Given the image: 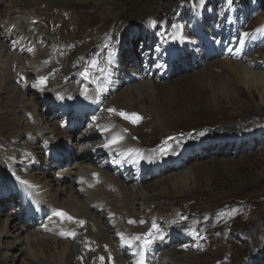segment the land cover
Here are the masks:
<instances>
[{"label": "rangeland", "instance_id": "374dc122", "mask_svg": "<svg viewBox=\"0 0 264 264\" xmlns=\"http://www.w3.org/2000/svg\"><path fill=\"white\" fill-rule=\"evenodd\" d=\"M15 1L18 0H0V10L5 11V9L8 7L10 11H15L16 9ZM233 1L235 2L236 8L235 6H231V9L229 8L230 0H115V3L119 4V6L123 8L122 12L125 15V17L134 16L135 15L133 13L134 10L138 6H142V5L145 6V8L142 11H146V12L153 10H154L153 12L157 11V13L155 14V19L153 20L155 21V23H158L157 33L159 34L157 35V37L159 36L161 37V35H163L164 37V35L165 36L169 35L172 32H175L176 34L180 35V33L178 32L179 30L178 28L180 27L179 24H183V18H186L185 19L186 21L187 19L188 21H190V24L188 25L189 28H195V27L196 29L200 28L201 31H199V36L201 37H203L205 33H208L205 36L206 37L210 36L212 39H214V36L212 35L216 30L225 29V31L230 32V34L237 39L236 47L226 43V45L232 48V52L234 50V53L236 55H240L244 53L245 54L247 53L248 55H252L258 53L262 55V62H263L264 55L262 53V50L264 49L263 47L264 21H260V18L264 17V0H233ZM176 6L177 8H175ZM39 8H41V10H44V12L49 14V18H47V21H45L44 18H39L35 20L31 19V17H33V14H36V8L33 9L28 8L22 10L19 9L20 17H23L26 20L27 24L24 29L17 30L18 38L23 40L26 35L31 33L33 30H34L33 31L34 34L35 29L39 28L38 30L42 29L43 33L41 34L43 35V38L44 36L45 38H48V36L50 37L48 38L51 41L50 48L53 49H55L56 47L59 48L61 47L58 44L53 43V40L55 41H58L59 39L62 40L61 36H63L67 42H70V40L72 39L74 41L76 40L74 44L77 43L78 39H81L83 41L82 43L83 46L78 48L79 49L84 48V50H79L73 45L72 47H69L68 51H63L58 54H54V52H49L48 54L50 55V57L52 55H55L54 57L57 56L59 57L55 59V62H58L60 59L64 60L66 58H69L70 60L69 62L66 63V65L72 69L75 68L77 58H79V56L82 57V61H79L81 65L80 67L82 69L86 68V66L87 68H89V66L95 68L96 71L95 74H97L98 76L100 75L97 85L103 86L102 77H104V75L106 74V66L104 64V61L106 59L105 53L109 50L108 51V55H109L111 51L109 48L110 47L109 43H107L106 46H103L102 49L101 46L102 43L104 42L103 41L104 38L106 40L105 42H107L110 33L111 32L114 33V31L110 29V27L113 26V23L107 22L105 19L107 17L106 15L107 12L104 9L101 10V8L95 5L91 6L90 8L88 7V15H85L82 12L80 14L74 15L72 12H70L71 15L69 17L70 18L73 17V22L67 23L66 30H62L61 32L59 30L58 33H60V35L57 33L58 35H55L53 39L51 32L53 33L54 28L56 27L59 28V25H61V22H59L58 20L56 24L53 23L54 21H56L54 18L57 17V14L60 10L47 7L46 5H41ZM173 9H176L177 12H174ZM50 18L54 20L49 21ZM63 20L67 22L68 17L64 15ZM12 22L13 20H9V19H2L0 21V23H3L4 26H8V27L12 25ZM133 24H137V23H133ZM135 33L137 34L136 35H134V33L131 34L134 35L133 36L134 45H132L131 48L127 47V51H128L127 53H129V51L131 50L132 51L135 50L136 52L142 49L143 55L150 58L151 53H149L148 48L152 46L155 49L154 43L153 42H152L153 44L151 43L152 40L150 39L149 35L145 36L146 33H144L143 35L140 33V31H135ZM21 34L22 35L24 34L25 36L19 37L21 36ZM136 37L138 38V40ZM193 38L194 40H197L195 33L193 34ZM112 39L115 40L114 38ZM73 40L70 43H72ZM184 41L186 43L189 42V40L187 39H184ZM7 42L8 40L6 39L3 40L4 46L0 48V67L3 66V64H5L6 67H9L11 61H14L16 59V57L13 55L15 54V52L14 51L10 52L9 50L10 48L9 45H7ZM58 42L60 43V45L65 44L64 41H62L63 43L60 41ZM40 47L41 46L36 47L37 53H39ZM73 47H75V49ZM61 49L64 50L65 46L61 47ZM45 50L48 49L46 48ZM6 53H8V57L4 58ZM92 53H95L93 57L98 58L96 59L98 64L96 63L94 66L91 63L90 65H88V59L90 58ZM39 55L42 56L43 53ZM166 57H167L166 59H168L169 54H167ZM178 58H180V56H178L176 59ZM195 58H197L198 60L200 59V57L199 58L195 57ZM40 61H43V59H40L39 61L38 60L31 61V59H29L26 60V63L21 61L22 62L21 64H23L24 66L22 67L19 66L20 70L17 73H15L14 76L11 77L10 81H8L9 84L12 85L14 89L9 91V94L7 95L9 99L7 102H10V106L13 107L11 112L16 113L14 117H16L18 121L23 116V114L27 112V110L30 108V103H33L38 108V112L42 114V116L43 115L45 116V120H48L49 117H52V111H51L52 109L48 106V104L50 103V101H48L49 99L48 94H50V92L45 93L47 96L44 97V99H42V94H39L37 96H32L33 94H25V96H23V93L21 91L23 88L20 86L21 80L20 81L18 80L19 77H23L25 75L26 72L25 70L29 72L30 70L35 68V66L40 68L41 67V65H39ZM83 61L85 64L83 63ZM234 62H238L243 66L250 68L245 63V60L242 62L239 59L238 61L234 60ZM180 63L193 64L194 61L192 59L191 54ZM41 64L43 63L41 62ZM13 66L10 68L12 69V72L15 71V67ZM91 70L93 71V69ZM258 72L264 73V68H261ZM215 73L222 76L224 79L227 80L230 79V73H228L226 69L221 68L215 70ZM65 74H67V72H64V76ZM188 74L185 73L178 74L176 77H173L171 80ZM77 76L80 75L78 74ZM2 79H4V77ZM40 81L41 78L34 80L35 85L37 86ZM51 81L53 86H55L53 90H55L57 86L58 87L60 86V83L57 81V79L53 78ZM8 82L4 80L5 84H7ZM166 83L168 82L162 80V82L159 84L164 85ZM42 86L43 84H39V86L37 87L41 88ZM137 86H139V84ZM237 87L239 89L237 88L236 100L233 101H228V100L225 101L224 98L222 97L223 93L218 94V96L216 97V101H213L214 99L212 98V96L211 98L210 96H207L203 98V100L198 99L199 97L197 96V92H201L202 90L201 88H198L194 91L183 90L184 92L182 91L177 95L166 93L165 95L166 106L170 107L174 112L183 113L184 111H186L189 112L190 115L186 117H183L182 115L176 117L175 125L169 127L164 126L163 122H159V121H158L159 123H157V121L155 122L152 117L143 116L144 121H140L142 122V124L138 125L135 128V130H133L134 135L137 136L139 140L142 141V144L146 147L154 146L155 144H157L158 141H160V139L167 138V135L169 133L180 134L186 132L188 134L190 131H194L198 129H200L198 132L203 133V135H200L199 133L198 140L199 141L201 140L204 143L206 141H210L227 134H232L231 135L232 137H239L242 136L244 133H250V132L261 133L263 138L261 141H255L254 143H245L240 147H231V148L228 147V144H224V146L221 147L217 141H211L209 143V148L206 151L209 154H206L205 157L207 159L211 158V161H215L218 164L222 163V165L221 167H218L216 171L214 170L210 175L202 174L199 175L196 180L195 178L193 179V177H191L190 174V171H192V165L197 164L198 161L199 162H202L204 160L207 161L206 158L202 160L193 159L192 161H190V163H186L184 166L178 168L177 171H171L166 173L162 178H156V179L153 178L149 180L147 183L142 185L132 186L131 184H129V188H131V195L133 196L132 199L128 193L125 194V198L123 197L122 194L119 193L112 195V197L115 199H113L110 196L109 198L110 202H108L110 204L108 206L103 205V207L106 206L107 209L110 210L113 209V211L117 212V214L128 213L132 216H136L138 214L144 215L145 212H148V210L150 211L153 210L156 213V215L165 218V216L170 213L173 215H176V213L178 214L183 213V215L185 214L188 215V213H193V215L195 216L192 218V220L195 223H197L199 222V218L200 217L202 218L203 212L213 213V216H211V214H206V216H208L206 217V223L209 225L208 227L205 226L204 222H199L200 223L199 235H200V240H202L203 250L197 251L198 254L191 253L189 251L191 248L189 247L190 246L189 241H178V242L176 241L175 243H177V245L171 246L173 248L170 249L167 246L168 250H166L164 254H157L156 257L149 262V264H164V263L170 264V263H175V261H180V264H188V262L184 261V257L182 256L184 254H192L197 258L201 257V264L202 263L203 264H213V263L214 264H247L246 262H248V264H251L250 258L254 247L251 238L250 237L248 238L249 235L248 231H251L252 228L257 224L263 225L262 229L264 230V209H263L264 208V89L261 86L257 87V85H253V84L245 85L243 82H241V84H239ZM123 89H126V87H124ZM1 94L2 93H0V95ZM237 95L240 96L238 97ZM94 97L98 102L106 104L105 103V101H107L106 97L104 98L101 91H96L94 93ZM115 97L116 96H113L112 99L111 98L108 99L107 107H112V105L113 107L107 109L106 112H108L109 116H111L113 119H122L123 117L117 114L118 112H122V110H120L114 105L116 103V101L114 100ZM181 107L184 109V111ZM257 107H259L260 110H257ZM0 108H2V110H0V118H1L3 114L5 116L7 110L5 109V106ZM110 109H115L116 111L115 112L109 111ZM238 110L240 111V113ZM30 115L34 116V119L37 118L36 116L37 114L27 113L26 118L29 120V122H30V118H29ZM103 117L104 120L108 119L105 116ZM113 119H111V121L116 122ZM29 125H38V122H35V124L30 123ZM19 127L20 128L18 130L11 131L10 136L12 137L13 135H15V138L16 137L19 138L20 136H22V139L18 143L17 147L20 146L22 147V149L24 147H31L33 149L32 153H34L35 151L34 147H32L30 140H28V137H30V133L32 132V130H29L28 127L24 126V124L20 121H19ZM52 127L53 128L56 127V121L53 122ZM4 128H2V122H0V140L4 139L2 137L9 136L7 134L8 133L7 130H4ZM50 128H51L50 126L46 127V129H50ZM165 129H170V130L165 131ZM170 136H174V135H170ZM204 137H205L204 139L205 141H203ZM174 139L175 141L180 142L178 137H174ZM186 139L187 137L183 136L181 141L184 140L186 141ZM11 141L14 144V141L13 140ZM1 149H3L2 146ZM14 150L9 149L8 151L13 152ZM211 152H213V154ZM22 162H24V160ZM226 165L228 166L229 169L227 168ZM46 174H48L47 177L50 181L51 179H54L51 174L49 173ZM175 175L179 177H184V175L187 176L188 181H187V185L185 186L187 188V189L185 188L186 189L185 193L190 192V194H192L191 196L183 197L184 194H178V196H176L177 199L171 200L169 198H166L165 196L160 195L161 190H159V186L157 185L167 178L173 179ZM121 183L122 182L117 183L118 186L120 188L126 189L127 185ZM67 186H69V184H67ZM226 192L228 194H226ZM261 197L263 198L260 199ZM115 200L117 202L118 201L120 202L116 203ZM146 201L149 202L152 201V203L153 202L155 203L151 204L150 206L147 205L148 208H146V205H144V202ZM89 203L90 202H87L85 204L83 203L84 206L81 205L82 206L81 209L84 210V208L88 206ZM1 208L2 210L6 209V207L4 206ZM176 209H179V211H177ZM10 212L5 211L2 213L10 214ZM179 218L180 217H178V219ZM3 219L5 218L0 217V220H2L0 221V226L2 225ZM17 220L19 221L18 218ZM147 221L151 223L149 219H147ZM13 222H17V221L13 220ZM127 222L129 221L127 220L123 221V223L130 230L131 225L126 224ZM177 223L178 224L174 223L177 227L191 226L188 219L184 221H178ZM153 224L159 225L156 223V221ZM161 226L163 227L162 230L165 231L166 233H168L169 230L172 231L171 228H168L165 225H161ZM129 230H127L126 234H128ZM238 233L240 234L242 233V234L240 235ZM24 235H26V233H24ZM23 236H20V238L16 240H14L13 238H8L4 240V242L0 243V262L2 259H4L2 258L3 253H6L5 257H9L11 259L12 257H17L16 259H18L15 260L14 263L10 262L8 264H45V263L47 264L48 258L45 260V258L42 256L39 255L37 256L36 254L35 257L34 255H30L28 253V250L26 249L25 246L26 243H24ZM208 236H209V240H208ZM153 238H154V231H153ZM117 241L119 240L117 239ZM158 241L159 243L156 246H159L161 244L160 242L165 243L164 238L163 240L160 241V237H159ZM8 242L11 243V245L12 243H15V245L18 246V247L16 246L18 249L16 250L15 247H12L11 250L5 252L6 243ZM207 242H210L209 245H207ZM36 243H38V241H36ZM80 244L81 242H79V247H81ZM22 248L23 251H20V249ZM138 250L139 249H137L136 251L138 252ZM258 250L259 249H255L254 252H258ZM134 253L136 254L135 251H132V248H130V250L129 249L126 250L124 248V254H134ZM173 254L175 255L177 254V255L174 256ZM72 261L74 262L73 257L70 259V262L68 261L67 264H72ZM263 262L264 260L261 261V264H264Z\"/></svg>", "mask_w": 264, "mask_h": 264}, {"label": "bare ground", "instance_id": "6f19581e", "mask_svg": "<svg viewBox=\"0 0 264 264\" xmlns=\"http://www.w3.org/2000/svg\"><path fill=\"white\" fill-rule=\"evenodd\" d=\"M41 5H46L47 7L55 8L56 10L57 9L60 10L57 14V17L54 18L56 21H54L53 23L56 24V22L58 20L59 22H61V25H59V28L58 27L54 28L53 33L51 32L53 39H54L55 35H58V34L60 35V33H58L59 30H60V32L62 30H66L67 23L73 22V17L72 18L69 17L71 15L70 12H72L74 15L80 14L81 12L85 15H88V7L90 8L91 6H94V5L101 8V10L104 9L107 12V14L105 13L107 15V17L105 16L106 17L105 19L107 22L113 23V26H111L110 29L114 31V33L113 32L110 33V36L108 35L109 37H108L107 42H110V47L116 48L119 50H123L124 48H126V46L134 45L133 44L134 43V37H132L133 39H131L130 35L135 33V31H140V33L142 35L144 33H146V34L152 33V35L157 34L158 23H155L154 25L152 23H150V21H153L155 19V14L157 13V11L156 12H153L154 10L149 11V12L142 11L145 8V6L142 5V6H138L134 10V12H133L135 14L134 16L125 17V15L122 12L123 8L120 7L119 4L115 3V0H18V1H15V8H16L15 11H10V9L8 7L5 9V11L0 10V21L2 19L13 20L12 25L9 27L4 26L3 23H0V48H2V46H4L3 40H5V39L8 40L7 45H9V48H10L9 50H10V52L14 51L15 54H13V55L16 57V59L14 61H11V63L9 64V67H6L5 64H3V66L0 67V93H2L0 95V107L5 106V109L7 110L5 113V116L2 112L3 116H1L0 122H2V128L6 127V128H4V130H7V132H8L7 134L9 135V136L2 137L4 139L0 140V145L1 146L4 145V147H2V148L6 149V150L7 149L11 150L12 148H10V147L14 148V147L18 146V143L21 141L22 136H20L19 138H17V137L15 138V135H13L11 137L10 132L18 130L20 128L19 127V121H20L24 124V126L28 127L29 130H32V132L30 133V137L33 138L34 141L31 139H29V140H30V142L32 141L31 144L35 150L34 153H32L33 149L31 147H24L23 149H20V148L15 149L13 152H10L11 153L10 154V153L6 152L5 150H2L1 146H0V151H1L0 152V185H2V183L5 182L6 180L9 183H14L13 179L17 178V177H19L18 182L30 180L31 181L29 183L30 186L36 185L38 183L39 186L42 188V190H39V192H42L43 195H45L47 197L48 201H50V203L53 205L52 207L62 209L65 212L62 210H60V211H62L64 213H69V216L73 217L72 221H69V220L65 221L66 219L57 215V217L55 219H51L53 222H56V223H52L53 227H50L49 226L50 223L48 222V224H46L42 228V230H38V232H36L32 229L26 228L23 225V223L20 222V220L18 221L17 217H14V215H13L14 211L10 210L11 211L10 214H8V213L3 214L2 212H0V217L5 218V219H3L2 225L0 226V243L4 242V240H6L8 238H13L14 240H16V239L20 238V236H23L24 233H26V235H24L23 238H24V243H26L25 246H26V249L28 250V253L30 255H34V256L36 254H37V256L38 255L42 256L45 258V260L48 258L47 264H67L68 261L70 262V259L72 257L74 259V262L72 261V264L73 263L78 264L79 262H81L83 260V258L81 256H79L78 254H76L77 253L76 249H81V251L85 255V258H87V263L85 260V264H91L93 262V258L90 256V254H87V253L89 252V250H92L93 253H97L98 250L101 249L100 247H98L97 241L103 240L104 243H107L108 245H111L113 247H114V245L117 244V239L119 240L118 243H120V245H122L121 243L125 244V242L128 240V238L125 237V234H126L127 230H129V228L125 224L119 226V223L121 220H122V222L125 220L131 221L130 217H134L128 213H126L124 215H123V213L117 214V212H114L113 209L110 210V209H107L106 206L103 207V204L101 205V207L100 206L96 207V209L94 211L93 209H91V207L92 208L95 207V204H94L96 201L95 199H98L100 203H104L107 206L110 204V203H108V202H110V200H109L110 196L112 197V195L116 194V193L122 194L124 198H125V194L128 193L132 199L133 196L131 195V188H129V184H131L132 186L135 185L134 182L137 179L140 180L141 177L138 175H135V172L138 170L133 171V170H131L132 168H130V169L126 168L123 171H118V174L116 175L115 174L116 173L115 168L110 164H104L103 169H101L100 167H95V164L98 163L96 161L99 160V157H101L103 155L99 151V153H97V154L94 152H91L90 154L79 157L81 165L78 168V172L76 174L77 180L74 183H72L75 186V188L72 184L67 186V183H62L61 181L56 179V176H55L57 174V172H55L56 167H59L62 164V162H64V160H62V158H60V160H57L53 163H48L46 156H44V154H43L41 146H42V141L44 140V138L54 142L55 144H58V142H59L58 138H59L61 140V143L63 144V146H65L64 147V153H63L62 157H64V156H65V158L70 157L71 155H73V153H71L70 151H67L68 150V142L70 141V139H71V142H73V143H74V141L77 140V137H74V133H72L74 131V127L71 126V129L69 127V130L63 129L62 123L56 121L57 120L56 116H58L57 112H56L57 110H56V107L54 105H52L51 103H49L48 106L52 109L51 110L52 111V118L54 120L56 119L55 120L56 121V127L55 128L52 127L54 121L50 118H48V120H45V116L44 115L42 116V114H40L38 112V108L33 103H30V108L27 110V112H25L23 114V116L19 119V121L16 117H14L16 113L11 112L13 107L10 106V102H7L9 99L7 97V95L9 94V91L13 90L14 88L12 87V85L9 84L8 81H10L11 77L14 76V74L20 70L19 66H21V67L24 66L23 64H21L22 62L26 63V60H29V59H31V61H34V60L39 61L40 59H42L41 56L39 55V53H37L36 50H34V48H36L38 46L39 42H37V41L41 38L40 34L43 32H40L39 34L37 33L36 35H34L33 34L34 30H33L31 33L26 35L23 40L18 38L17 30L24 29L26 24H27L26 20L23 17H20V10L28 9V8H30V9L36 8V14H33V17H31V19L35 20V19H39V18H44V20L47 21V18H49V14L44 12V10H41V8H39ZM62 11H64V12H62ZM64 15L66 17H68L67 22L64 21L65 19L63 20ZM54 19L50 18L49 21H53ZM260 21H264V17L260 18ZM133 23H137V24H133ZM103 26H104V24H103ZM105 26H107V25H105ZM185 27L186 28L184 29V34H185V36H187V30H189V29L187 28V26H185ZM164 28H165V26H164ZM38 29L36 28L35 31H37ZM41 31H42V29H41ZM224 33L222 35H224ZM98 35H97V37H98ZM27 36L30 37L28 41L26 39ZM168 36H169L168 37V43L173 45L172 54H173V57L176 59L178 56H180L181 53L186 51L185 42L181 38H174L175 36H173L172 33L169 34ZM48 38H50V37L48 36ZM48 38H45V39H48ZM61 38H62V40L59 39L58 41H60V42L64 41L65 42V44H66L65 49H64L65 51H68L69 47H72L73 45L77 49H79L78 47L83 46L82 45L83 41L81 39H78L77 43L74 44V42H76V40L74 41L72 39L73 42L70 43L72 40H70V42H67L63 36H61ZM112 38H114L115 40H113ZM53 39H51V40H53ZM220 39L223 40L224 38H220ZM220 39H217L218 40L217 41L216 39L215 40L212 39L210 36H207V37L204 36L199 44L196 45L195 43H191L193 48L196 50L195 52H193L194 57H198V58L200 57L201 60L200 59L199 60L201 61V65H202V68L200 67V69L196 70L194 73H191L188 75H183L182 77H179V78H174L173 80H170V82L166 81L168 83H166L164 85L158 84L156 82H154V83L145 82V83L139 84V86L136 85L134 87L126 88V89H123L121 91L117 90V95L114 98L116 103L114 105L121 110L126 109V110H123L124 113L132 114V113L140 112V113L145 114L146 117H152L155 122L156 121H157V123L163 122L164 126L169 127V126L175 125V123H176L175 118L176 117H179L181 115L183 117H186V116H189L190 113L184 111V109L182 107L181 108L183 109L184 112L183 113H177V112H174L170 107L166 106V102H165L166 93H170L172 95H177L180 92H182L183 90L194 91L198 88H201L202 89L201 92H197V96L199 97L198 99L203 100V98H205L207 96H210V98L212 96V98L214 99L213 101H216V97L218 96V94L223 93L222 97L224 98L225 101H227V100L233 101V100H236V94H237V88H238L237 86L239 84H241V82H243L245 85L246 84H253V85H257V87L261 86L264 89V73L258 72L262 68V55L257 53V54H254L253 56H250V58H249V56L246 57V55H241V57H238L234 53V50L232 52L231 47L228 46L225 48L224 42L219 41ZM225 40L227 42H229L230 40L232 41V38H231V36H229ZM53 41H55V40H53ZM103 41H102L103 43H102L101 49L107 43V42H105L106 41L105 38ZM70 44H72V45H70ZM229 44L232 46H235L237 44V40L234 39L232 41V43H229ZM41 45L43 46V48H45V47L50 46V42L45 41L44 44L42 42ZM60 46L64 47V45H62V44ZM75 47H73V48L75 49ZM7 50H8V47H7ZM64 50L59 49L60 52H63ZM79 50H84V48L83 49L80 48ZM106 50H107V48H106ZM127 52L128 51H125V54ZM262 53L264 55V49L262 50ZM54 54H55V52H54ZM92 54H94V53H92ZM125 54H124V56H125ZM105 55H106V57L109 56L106 53H105ZM128 55H129L128 58H130V57L139 58L138 55L136 54V52H132V50L130 53H128ZM215 55H218V56L215 57ZM7 57H8V53L5 54L4 58H7ZM72 57H74V56H72ZM232 58H233V60H232ZM77 59L79 61H82V57H80V56ZM239 59L242 62L245 60V63L250 68L245 67L238 62H234V60L238 61ZM69 60H70L69 58H66L57 64V62H55V58H51V61H48V63H49L48 67H43V65H45L46 62L44 63L43 61H40L39 65H41V67L38 68L37 66H35V68L30 70L27 75L30 79H35L41 75H43V77H44L45 75H48L49 73L50 74L54 73L55 76H57L58 78H61V77L64 78L65 77L64 72H67L69 74H73V73L78 71V69H72L66 65V63L69 62ZM147 61H151V59H148ZM41 62L43 64H41ZM35 63H37V62H35ZM196 64L198 65L199 62ZM12 66L15 67L16 72L15 71L12 72V69H10ZM75 66H76V64H75ZM221 68L226 69L227 72L230 73V79H228V80L224 79L222 76L215 73V70H218ZM160 69L163 71V66ZM183 70L187 73L189 69L184 68ZM168 71L169 72L174 71L177 73V70L173 67ZM168 71L166 68V72H168ZM118 75L119 74H117L116 78L118 77ZM1 76H2V78L4 77V79H2ZM155 78L157 79L155 81L158 82L159 77L155 75ZM4 80H6L8 83L5 84ZM57 81L60 83L61 79H60V81L59 80H57ZM62 82H63V80H62ZM114 85L116 87V86H119L120 84L118 83V81H114ZM28 88H30V86ZM37 89L38 88L31 87L28 91H26L25 89H22L21 91L23 93V96H25V94H33L34 91L39 90V89L38 90ZM74 89L77 90L76 86L75 85L73 86L72 83H69V85H68V83H63V84H60L59 87L57 86V88L54 90L53 94H55L56 97L61 98V97H65L66 95L72 94ZM44 95H46V94H44ZM114 95H115L114 90L112 93L106 92V96H108L111 99ZM104 98H105V96H104ZM181 98H182V96H181ZM89 101H90L89 99H86L85 97H82V96H79L77 98L76 105H74V108H76V109L72 113L73 117H75V116L78 117V121H76L78 123H76V125L81 124L82 120L85 119L84 125L87 126V123L89 121L90 116H92V113L94 115H95V111H98L100 113V108H101L100 105L96 104L95 106H91V102H89ZM61 102L62 101H60L57 104V106H60ZM65 102L67 105H69V106L71 105L69 100H65ZM66 104L61 106V111L63 110L65 112H68V110L70 108L69 107L66 108V106H67ZM136 107H138V108H136ZM0 110H2V108H0ZM127 110H130V111L128 112ZM257 110H260V108L257 107ZM17 111H19V110H17ZM27 113L37 114L36 115L37 118L35 119V122H38V125H29L30 122L26 118ZM239 113H240V111H239ZM98 116H99V114L98 115L96 114V117H98ZM66 120L67 121L65 122V124H69L71 121L70 119H66ZM50 123H51V125H50ZM43 126H45V127H43ZM47 126H50L51 128L46 129ZM89 127L92 129H99V126L98 125H92L91 121H90ZM150 128H151V126H150ZM168 130H170V129H165V131H168ZM116 131H117L116 128H111L110 126H101V131L100 132L95 131L96 133L93 134V136H95L96 138H101V137L106 136L108 139V143L110 145H112V147L118 148V146H117L118 143H115V144L110 143V141H112V139L114 138L112 135L118 136V133H116ZM51 133H54L56 135V137H54L53 139L49 138V137H43V140H42V138H40L41 135L42 136H49ZM81 133L82 132H80L79 135ZM153 133H155V132H153ZM170 135H174V134L169 133L167 136H170ZM148 137H149V135H148ZM205 137L203 138V141H205L204 140ZM74 138H75V140H72ZM11 140H13L14 143H16V144H13ZM89 140H92V139H89ZM80 141L82 142V140H80ZM96 147L97 146L94 145L93 142H88L86 145V149H87L86 152L87 151L90 152L89 150H91V151L96 150ZM161 153L166 158L172 159L171 156H176V155L180 154L181 149L177 145L167 144V145H163L161 147ZM25 154H26V156H25ZM10 156L14 157V159L10 160ZM23 156H25L26 161L24 160L22 166L20 168H17L16 163L22 162L23 158H24ZM33 158L36 159V162L32 164ZM185 158L187 159V155ZM8 160H9V162L7 165L9 167H11L12 169H15V172H14L15 175L14 174L8 175L6 169H3V167H2L4 162L7 163ZM102 163L103 162H99V164H102ZM221 165H222V163L218 164L215 161H211V158L207 159V161L206 160H204L202 162L198 161L197 164L192 165V171H190L191 177H193V179L195 178V180H196L199 175H202V174L210 175L214 170L216 171L218 167H221ZM63 167H65V166H63ZM227 168H228V166H227ZM92 169H94L97 173L95 175V177L90 175ZM23 171L29 172L30 176L28 175V173H26V174L23 173ZM46 173L51 174L54 179H51V181H50L47 177L48 174H46ZM67 174L70 175V173H67ZM191 177H190V179H191ZM153 178L154 177L145 178L143 184L147 183L149 180H151ZM187 181H188L187 176L184 175V177H179V176L175 175L173 179L167 178L164 181L160 182L157 186H159V190H161L160 195L165 196L166 198H169L171 200H175V199H177L176 196H178V194H184L183 197L192 195V194H190V192L185 193V190L187 189L185 187L187 185ZM119 182H122L124 185H127L126 189L120 188L117 184ZM106 185H107V187H115L116 191L114 193H113V190L108 191L105 187ZM0 194H1V192H0ZM226 194H228V193L226 192ZM262 198L263 197H261L260 199H262ZM113 199H115V198H113ZM81 200H83V201H81ZM87 202H90L89 205L86 206L84 208V210L81 209V207H82L81 205L84 206V204ZM119 202L120 201H118V202L116 201V203H119ZM154 203L155 202L152 203V201H150V202L146 201V202H144V205H146V208H148V206H150L151 204H154ZM135 204H137V203H135ZM3 206L4 205L0 206V208ZM148 211H150V210H148ZM233 213H235V212H233ZM10 215H12V216H10ZM170 215L171 214H168L167 217H169ZM112 216H113V219H112ZM77 217L84 218V219L88 220L89 224L88 225H82L80 223H76L77 221L75 220V218H77ZM146 218L148 219L147 214H146ZM162 218L156 216L155 217V219H157L156 223L159 224L160 226L165 225L166 227L169 228V226H170L169 222H167L165 219H162ZM171 218H174V217L171 215ZM224 218H225V216H224ZM111 219L113 221V224H111V222H110ZM115 219H118L119 222L115 223L114 222ZM13 220H15L17 222H13ZM0 221H2V220H0ZM172 221H174V220H172ZM230 221H231V219H230ZM262 221H263V219H262ZM66 224L69 225L67 228V232L61 234L60 228L65 227ZM120 228H123V230H122L123 232L120 235H118L117 229L120 230ZM250 228H248V229H250ZM262 228H263V225L257 224L252 228L251 231H248L249 232L248 238L249 237L251 238L252 244L254 247L250 259L254 260L253 262L255 264L258 261L261 262L264 260V257H263L264 256V230ZM224 230H225V228H224ZM81 233H86V235H85L86 236L85 237V246L83 247V249H82V247H79V242H82L81 240L83 239L81 237V235H82ZM169 234H172V231L169 230V232L166 233L165 231L162 230L161 236H160V241L163 240V237H165L166 235H169ZM238 234H240V233H238ZM61 235H63V238L60 237ZM123 235H124V238H123ZM234 236H236V235H234ZM67 240L71 241L73 244H70L69 242H67ZM152 240L154 242V238H152ZM155 240H156V238H155ZM172 240L175 242L176 241L177 242L178 241H186L183 238H175V239L172 238ZM36 241H38V243H36ZM158 243H156L155 246ZM160 243H161L160 245L163 244L167 247L168 243H166V240H165V243L164 242H160ZM223 245H225V244H223ZM16 246L17 245H15V243H12V245L9 242L6 243V248H5L6 251L5 252H8L9 250H11L12 247H15V249L17 250L18 246L17 247ZM189 247H191V246H189ZM137 248H138V246L136 245V242H134V245L132 246V251H135L136 254L135 253L134 254H124V248L121 249L120 250L121 254H117L118 258L116 260V263L117 264H129V261H126V260H128L129 258H135V256H138V254H140V252L142 251L141 248H138L139 250L137 252L136 251ZM255 249H259L258 252H254ZM20 251H23V248L20 249ZM150 251L151 250H149L147 248L146 252H150ZM152 251H156V250H154L152 248ZM130 253H132V252H130ZM150 253H152L150 255L151 256L150 259H149V257L146 256V259L144 260V264H146L145 262L149 263L157 255V254H153V252H150ZM258 253H261V254H258ZM5 254L6 253H3L2 258H4V259L1 260L0 264H8L10 262L14 263L15 260H18V259H16L17 257H12V259L9 257H5ZM144 254H145V252H144ZM45 255H48V256H45ZM173 255L176 256L177 254L176 255L173 254ZM182 256L184 257V261L188 262V264H201V257L197 258L196 256H194L192 254H184ZM42 263H44V262H42ZM246 263L248 264V262H246ZM170 264H180V261H175V263H170Z\"/></svg>", "mask_w": 264, "mask_h": 264}, {"label": "snow or ice", "instance_id": "6c2138e0", "mask_svg": "<svg viewBox=\"0 0 264 264\" xmlns=\"http://www.w3.org/2000/svg\"><path fill=\"white\" fill-rule=\"evenodd\" d=\"M150 23H152L154 25L155 21H150ZM174 38H182V37H180L179 34H177V36H175ZM90 63L94 66L96 64V61L93 60ZM81 74L84 75L85 78H87V76H88L87 69L85 70L84 73H81ZM43 82H44V80L42 78L37 86H39V84H42ZM98 90H102V89H100L99 85H98ZM85 94H86V90H85ZM109 111L115 112L116 110L115 109H110ZM117 114L120 115L121 117H123L124 119L130 120L134 124L138 123L140 121V119H141V117H139L135 113L127 114V113H124V112H118ZM200 135H203V133H200ZM121 139H122V137L116 136V137H114L112 139V141H110V143H112V144L118 143ZM105 147H108V145H105ZM22 183H27V182L26 181H22ZM54 214L55 215H59L62 218L67 219L69 221L73 220V217L69 216L67 213H64L62 211H54ZM77 223L83 224V221H77ZM129 223H134V221H129ZM141 223H143V221H141ZM153 231H158L157 226L155 224H153L152 230H150L149 233L147 234L148 238L144 239L143 243L140 245L142 251L140 252V260L138 261V264H144V251H146L147 248L152 243ZM140 239H141V237L137 236V237H134L132 240L126 241V243H128V245L131 246L134 243V241L140 240Z\"/></svg>", "mask_w": 264, "mask_h": 264}]
</instances>
